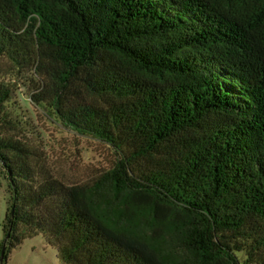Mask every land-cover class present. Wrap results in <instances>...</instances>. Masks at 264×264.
I'll use <instances>...</instances> for the list:
<instances>
[{"label": "trees", "instance_id": "16d2710c", "mask_svg": "<svg viewBox=\"0 0 264 264\" xmlns=\"http://www.w3.org/2000/svg\"><path fill=\"white\" fill-rule=\"evenodd\" d=\"M0 56L54 64L59 116L118 155L108 183L144 210L184 213L179 242L201 264H237L240 250L264 264V0H0ZM80 88L107 105L75 101ZM32 162L0 136V264L38 234L60 264H163L95 189Z\"/></svg>", "mask_w": 264, "mask_h": 264}, {"label": "rangeland", "instance_id": "374dc122", "mask_svg": "<svg viewBox=\"0 0 264 264\" xmlns=\"http://www.w3.org/2000/svg\"><path fill=\"white\" fill-rule=\"evenodd\" d=\"M54 67L45 62L40 71L34 66L21 69L0 56V88L9 91L0 106V136L15 139L25 146L33 154L35 169L43 164L54 177L67 184L95 189V198L115 216L117 224L146 242L163 264H201L179 242V228L186 218L184 213L169 207L165 209V216L144 210L108 183L107 173L115 166L118 155L104 140L78 131L59 116L51 101L55 85L50 74ZM74 99L79 103L107 105L106 97L83 88ZM135 166L139 171L147 170L144 161ZM9 205L7 180L0 171V245L6 231L3 226ZM235 257L237 264H261L258 259L248 257L245 250L235 251ZM4 264L60 262L56 248L38 234L11 248Z\"/></svg>", "mask_w": 264, "mask_h": 264}, {"label": "water", "instance_id": "95a60500", "mask_svg": "<svg viewBox=\"0 0 264 264\" xmlns=\"http://www.w3.org/2000/svg\"><path fill=\"white\" fill-rule=\"evenodd\" d=\"M8 235H9V234L7 233V237H8ZM3 253H4V248L1 249V252H0V259L2 258Z\"/></svg>", "mask_w": 264, "mask_h": 264}]
</instances>
